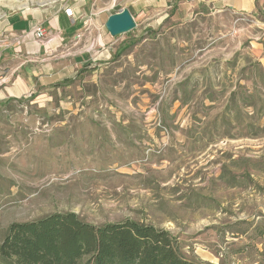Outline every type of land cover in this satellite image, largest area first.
Listing matches in <instances>:
<instances>
[{"label": "rangeland", "instance_id": "1", "mask_svg": "<svg viewBox=\"0 0 264 264\" xmlns=\"http://www.w3.org/2000/svg\"><path fill=\"white\" fill-rule=\"evenodd\" d=\"M44 1L0 0V16ZM118 35L73 80L0 104V245L73 211L167 229L202 264H264V9Z\"/></svg>", "mask_w": 264, "mask_h": 264}, {"label": "crops", "instance_id": "2", "mask_svg": "<svg viewBox=\"0 0 264 264\" xmlns=\"http://www.w3.org/2000/svg\"><path fill=\"white\" fill-rule=\"evenodd\" d=\"M65 7L73 8L72 16ZM258 7L264 9V0H45L38 7L22 6L0 16V104L46 94L100 63L109 51L106 43L124 38L106 26L110 15L123 8L137 23L200 8L250 13ZM38 25L47 30L43 39L34 34Z\"/></svg>", "mask_w": 264, "mask_h": 264}, {"label": "trees", "instance_id": "3", "mask_svg": "<svg viewBox=\"0 0 264 264\" xmlns=\"http://www.w3.org/2000/svg\"><path fill=\"white\" fill-rule=\"evenodd\" d=\"M0 256L10 264H202L167 229L131 218L94 224L73 211L12 223Z\"/></svg>", "mask_w": 264, "mask_h": 264}, {"label": "water", "instance_id": "4", "mask_svg": "<svg viewBox=\"0 0 264 264\" xmlns=\"http://www.w3.org/2000/svg\"><path fill=\"white\" fill-rule=\"evenodd\" d=\"M106 26L110 33L116 36L135 28L136 22L130 11L127 8H123L110 15L106 22Z\"/></svg>", "mask_w": 264, "mask_h": 264}, {"label": "built area", "instance_id": "5", "mask_svg": "<svg viewBox=\"0 0 264 264\" xmlns=\"http://www.w3.org/2000/svg\"><path fill=\"white\" fill-rule=\"evenodd\" d=\"M65 13L66 15L68 16H72L74 11H73V8L72 7H65ZM34 34L36 35V37L38 39H43L46 37V34H47V30L45 29L44 26L42 25H38L36 26V28L34 29Z\"/></svg>", "mask_w": 264, "mask_h": 264}]
</instances>
